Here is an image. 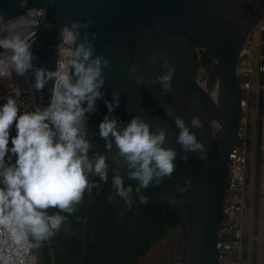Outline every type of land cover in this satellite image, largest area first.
Listing matches in <instances>:
<instances>
[{
	"label": "water",
	"instance_id": "1",
	"mask_svg": "<svg viewBox=\"0 0 264 264\" xmlns=\"http://www.w3.org/2000/svg\"><path fill=\"white\" fill-rule=\"evenodd\" d=\"M43 7L51 28L41 25L35 34L34 69H56L59 29L72 20L90 21L89 27L80 31L87 32L90 40L95 33L94 55H103L111 65L104 67V97L97 99L96 111L86 116V138L92 145L89 157L94 161V153L107 156L108 179L102 181L96 193L93 186L86 190L81 204L76 206L79 250L76 258L65 264L86 261L88 221L114 171L138 186L136 180L128 177L115 144L107 150L99 134V124L108 114L105 99L111 101L114 92L119 93L120 103L110 115L119 120L120 127L134 115L149 121L153 131L158 124L168 126L164 146L177 152L175 170L161 184L143 190L181 219L186 240L185 264H220L216 242L229 180V153L237 143L245 115L238 59L242 46L264 17V0H27L26 7H21L20 0H0V17L14 20ZM198 50L210 60L203 81L199 76ZM153 53L157 60L148 63ZM161 53L176 67L168 93H162L156 81L166 71L161 67ZM34 69L26 74L35 85ZM137 76L141 78L139 84ZM34 90L38 103L49 105L53 81L49 80L40 91ZM165 106L172 107L173 117L167 115ZM193 115L200 118L202 128L191 127ZM174 116L183 118L205 145L206 159L199 152L186 153L177 143L179 129ZM185 155L187 161L182 159ZM89 182L93 185L92 175Z\"/></svg>",
	"mask_w": 264,
	"mask_h": 264
},
{
	"label": "clouds",
	"instance_id": "2",
	"mask_svg": "<svg viewBox=\"0 0 264 264\" xmlns=\"http://www.w3.org/2000/svg\"><path fill=\"white\" fill-rule=\"evenodd\" d=\"M20 4L21 7H26L27 0H20ZM46 16L47 9L43 7L41 10H30L25 17L13 23L0 25V49H3L0 53V78H4V80L0 79V83L12 82L24 89L32 87L35 100L29 108L22 109L21 113L17 100L11 95L7 97L3 105H0V185H2L0 186V229L7 232L8 238L17 247L27 245L32 248L38 264H40V252L36 248L58 232L67 219L60 213L71 214L75 211L76 215V206L81 204L86 190L90 191L93 186L89 182V176L95 174L102 181H106L109 168L106 155L94 153V161L89 157L92 145L86 138V116L96 111L97 99L104 97L101 91L105 80L104 67H110V62L103 55H94L95 33L90 40L87 32L82 34L80 31L82 28L89 27L90 21L72 20L70 25L64 24L59 29L60 42L57 51L60 62L56 69L48 70L43 67L34 69L32 46L35 34L41 25L51 28V24L46 22ZM260 22L262 23V20ZM261 23L255 26L252 33L255 37ZM257 27H259L258 30ZM66 46L71 48L68 49ZM5 53L10 55L5 57ZM159 59L162 61L161 67L166 71L158 75L156 81L161 85L162 93H168L172 87L176 67L163 53L160 54ZM156 60L155 53L148 57V63L156 62ZM33 69L35 85L34 79L26 74ZM135 71L133 68L132 73L135 74ZM14 72L19 77H24L26 86L14 80ZM261 79L264 82V75ZM49 80L53 81L50 103L49 105L39 104L34 88L37 91L42 90ZM136 83H141V78L138 76ZM263 91L264 89L261 92ZM119 103L118 92L113 93L111 101L105 99L108 114H105L99 124V134L105 140L107 150L110 151L113 143L115 144L119 157L123 158L128 169V177L138 182L136 192L139 193L141 188L159 185L165 177L172 176L177 152L172 147L164 146L167 139V125L158 124L153 131L149 121L134 115L125 126L120 127L119 120L114 115H110L114 112V106L118 107ZM34 106L37 109H34ZM42 107L45 108L39 109ZM165 109L167 115L173 117L172 107L165 106ZM174 122L179 129L177 143L182 149L186 153L199 152L201 158L206 159L205 145L197 139L185 120L180 116H174ZM14 123L16 134L11 137V147H9L10 133L13 132H10V129ZM190 125L193 128L203 127L200 118L196 115L191 117ZM237 144H240L239 138ZM260 146L261 149L262 145ZM13 155L15 162L10 163ZM6 156L9 162H6ZM182 159L187 161L188 156L185 155ZM114 172L115 175L113 174L111 180L115 194L131 207L133 189L131 185L125 187L124 177L122 178L119 171ZM190 182V180L187 181V183ZM177 190H180L179 186ZM139 199L141 203H147L145 196L140 195ZM246 201L249 211V188L247 187ZM258 205L259 201H255L256 208ZM49 209L59 211L50 214ZM181 227L184 232L183 225ZM177 229H172L169 234ZM221 229L222 223L217 240ZM251 236H256V243L251 245L250 240L249 249L253 261H257V229ZM184 246L186 250V240ZM245 248L244 237L243 264H245ZM147 254L140 256V264H142L141 258ZM53 264H57L55 257Z\"/></svg>",
	"mask_w": 264,
	"mask_h": 264
},
{
	"label": "trees",
	"instance_id": "3",
	"mask_svg": "<svg viewBox=\"0 0 264 264\" xmlns=\"http://www.w3.org/2000/svg\"><path fill=\"white\" fill-rule=\"evenodd\" d=\"M200 52L204 54L202 50ZM14 129L15 123L10 129L13 133L10 135L9 147H11V137L16 134ZM253 131L254 127L250 117L247 139L250 149L247 184L249 201H251V175L253 173V147L250 145V135H254ZM242 143L244 141H240V144ZM5 159L9 162L8 156ZM14 162L15 156L13 155L10 163ZM92 179L93 190L96 192L102 180L95 174L92 175ZM123 180L125 187L131 185L133 189L132 205L129 207L122 198L115 194L111 180L89 220L88 256L84 264H140V256L147 254L154 244L167 238L172 229L182 226L181 219L167 205L143 188L137 193V185L125 178ZM140 195L147 198V203L140 202ZM48 211L50 214H55L59 210L49 209ZM60 214L67 217L60 230L36 248L40 252V264H53L54 257L57 264H64L76 258L79 238L75 211L71 214ZM250 236L247 231L245 235V256L247 258L250 253ZM181 264H185V257L181 260Z\"/></svg>",
	"mask_w": 264,
	"mask_h": 264
},
{
	"label": "built area",
	"instance_id": "4",
	"mask_svg": "<svg viewBox=\"0 0 264 264\" xmlns=\"http://www.w3.org/2000/svg\"><path fill=\"white\" fill-rule=\"evenodd\" d=\"M42 9V8H41ZM41 9H32L41 10ZM29 12V11H28ZM28 12L11 22H4L0 17V25L13 23L25 17ZM60 42V41H59ZM68 49L71 46H66ZM3 49H0V53ZM5 57L10 53H5ZM60 62L58 54L57 63ZM258 63V71L261 77L264 75V25L260 26L258 34L252 35L242 46L238 60V76L241 85L242 100L241 107L245 111L241 130L238 132L242 144H237L229 153V181L227 195L223 209L222 229L217 240L218 259L220 264H243L244 237L247 215L246 187L249 171V148L247 139L249 137V109L251 90L254 83L255 63ZM264 89V82H259L260 92ZM18 93V95H17ZM13 96L22 109L29 108L34 103V91L31 88H22L12 82L0 83V105L6 102L8 96ZM45 107L39 108L43 109ZM34 109H37L34 106ZM256 252V248L254 247ZM0 264H38L36 254L27 245L17 247L8 238L7 232L0 229ZM252 264H257L254 260Z\"/></svg>",
	"mask_w": 264,
	"mask_h": 264
},
{
	"label": "rangeland",
	"instance_id": "5",
	"mask_svg": "<svg viewBox=\"0 0 264 264\" xmlns=\"http://www.w3.org/2000/svg\"><path fill=\"white\" fill-rule=\"evenodd\" d=\"M262 24L264 25V17ZM258 29L259 27H257ZM197 55L200 61L199 76L203 81L209 71L210 62L200 53V50L197 51ZM255 66L254 83L250 98L251 110L249 114L254 127V135H250V145L253 147V173L251 175L250 209L246 217L245 230L246 232L249 231L251 235L257 229L256 258L258 264H264V91L260 92L259 90L261 74L258 71L257 62ZM13 76L15 81H18L22 86H26L23 76L19 77L15 72ZM0 79L4 80V78ZM260 145H262L261 149ZM255 201H259L258 208L255 207ZM168 237L169 239H164L151 247L145 264H181V259L185 252V238L182 227L172 231ZM250 240L251 245H254L256 243V236H250ZM244 259L245 264H252L253 257L251 252L249 253V258L245 256Z\"/></svg>",
	"mask_w": 264,
	"mask_h": 264
},
{
	"label": "crops",
	"instance_id": "6",
	"mask_svg": "<svg viewBox=\"0 0 264 264\" xmlns=\"http://www.w3.org/2000/svg\"><path fill=\"white\" fill-rule=\"evenodd\" d=\"M147 258H148V256H147V255H146V256H144V257H142V258H141V263H142V264H145V262H146L145 260H146Z\"/></svg>",
	"mask_w": 264,
	"mask_h": 264
},
{
	"label": "flooded vegetation",
	"instance_id": "7",
	"mask_svg": "<svg viewBox=\"0 0 264 264\" xmlns=\"http://www.w3.org/2000/svg\"><path fill=\"white\" fill-rule=\"evenodd\" d=\"M201 51V50H200ZM201 53V52H200ZM202 54V53H201ZM204 56H205V58L210 62V60L206 57V55L205 54H203ZM198 56V55H197Z\"/></svg>",
	"mask_w": 264,
	"mask_h": 264
}]
</instances>
